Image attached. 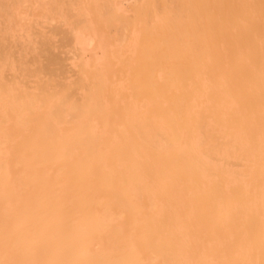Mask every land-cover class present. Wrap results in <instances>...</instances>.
Listing matches in <instances>:
<instances>
[{
  "label": "bare ground",
  "instance_id": "1",
  "mask_svg": "<svg viewBox=\"0 0 264 264\" xmlns=\"http://www.w3.org/2000/svg\"><path fill=\"white\" fill-rule=\"evenodd\" d=\"M0 264H264V0H0Z\"/></svg>",
  "mask_w": 264,
  "mask_h": 264
}]
</instances>
